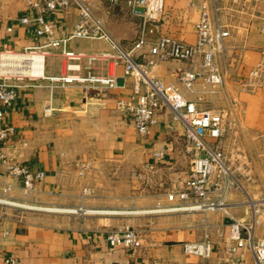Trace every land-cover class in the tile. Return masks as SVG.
I'll use <instances>...</instances> for the list:
<instances>
[{"label": "crops", "instance_id": "1", "mask_svg": "<svg viewBox=\"0 0 264 264\" xmlns=\"http://www.w3.org/2000/svg\"><path fill=\"white\" fill-rule=\"evenodd\" d=\"M90 1L94 13L105 21L114 38L127 47L136 42L140 18L132 16L121 5ZM201 1L164 0L159 25L156 28L151 24L147 26L152 41L156 43L160 38L169 37L183 44H194ZM258 10V15L264 17V6ZM225 13L231 35L225 53L217 60L221 82L213 89L202 84L200 76L192 93L183 88L181 92L188 100L200 97L201 107L220 110L224 116L229 114L232 117L229 124H264V114L256 117L250 114L264 109V82L248 78L249 71L264 57V33L259 30L261 21L251 20L248 12L237 14L227 8ZM27 14L25 0H0V51L10 48L23 53L28 47L41 46L40 50L46 52L42 74L12 80L19 84L17 97L0 123V127L14 128L0 141L11 160L34 172L45 173L36 184L31 201L71 204L82 190L86 168L96 161L123 162L127 173L138 170L139 176L146 179L148 173L160 171L170 178L176 177L174 180L183 174L185 171L178 164L181 149L177 141L185 134L169 108L164 107L157 113V122L149 135L140 136L133 114L116 108L114 99V95L129 98L132 79L124 76L122 63L114 64L111 59L96 62L93 69L104 74L114 73L118 80L122 79L113 91L86 90L85 85L76 81L52 80L53 76L67 73L63 48L45 47V37L33 36L19 22ZM49 19L55 23L57 38H69L78 22L79 10L75 6L60 8ZM67 49L84 54L79 60L82 70L76 72L82 75L91 67L89 55L115 52L108 40L87 37L69 38ZM149 51L150 45H147L142 52ZM200 61L197 58L192 65L186 59H168L160 61L152 73L171 83L181 71L193 68L202 72ZM20 64H13L14 68H20ZM0 181V193L8 182L12 184L8 195L25 199L20 180L7 176L4 168L0 169ZM131 187L127 181V188ZM145 190L147 187L141 185L138 196L132 191L118 194L124 200L127 198V208L108 213L99 211L97 216H92L91 224L87 216L36 214L13 209L0 211V264H4V257L10 254L17 256L21 264H226L229 258L251 262L247 249H239L236 253L228 250L229 219L226 216L216 214L202 223V214L174 209L177 202H169L163 193L145 195ZM240 193L233 191L229 195L233 200L228 201V209L234 218L249 221L252 218L250 204ZM160 206L165 208L151 209ZM257 219L255 240L264 233V215L258 214ZM115 225L120 229L125 226L140 229L142 246L137 249L111 246L107 233L109 226ZM206 235L210 240L209 256L184 251L185 244L202 242Z\"/></svg>", "mask_w": 264, "mask_h": 264}, {"label": "built area", "instance_id": "2", "mask_svg": "<svg viewBox=\"0 0 264 264\" xmlns=\"http://www.w3.org/2000/svg\"><path fill=\"white\" fill-rule=\"evenodd\" d=\"M103 2L109 6L121 5L128 9L132 16L141 19L138 39L130 47L113 37L105 21L94 13L90 0H25L28 14L21 17L19 22L33 36L45 37L47 39L45 47L63 48L62 55L67 59V73L53 76L52 80L76 81L85 85L86 90L97 88L113 91L119 87L118 76L114 73L104 74L95 71L93 65L98 61L109 59L114 64L122 63L124 76L132 79V92L128 99L114 95L115 104L122 112L133 114L135 127L140 136L149 135L157 122V113L164 107L169 108L173 118L181 123L189 142L188 150L192 153V166L186 186L177 194L178 199L186 203L185 206L174 209L222 210L229 219L228 250L236 253L239 249H247L251 254V262L240 258H229L226 264H264V233L259 239H254V231L259 223L257 219L259 204L253 202L250 205L252 218L249 221L236 219L228 211L227 195L236 183L225 161L224 150L215 144L224 131V115L220 110L201 107L200 97L197 100H188L181 92L183 88L184 91L192 93L194 84L200 76L202 84L212 88L221 82L222 74L217 60L225 53L226 42L231 35V25L227 21L225 9L229 8L237 14L250 13L251 20L261 21L259 30L264 33V17L258 15V9L264 6V0H202L199 6L200 18L195 26L196 42L189 45L169 37L160 38L156 43L150 38L147 26L151 24L156 28L159 25L163 16L164 0H103ZM72 6L78 8L79 19L69 38L105 39L115 50L113 54L101 52L89 55L91 67L85 75L76 73L82 70L79 60L84 54L67 49L69 38H57L55 23L49 19L57 9H67ZM9 30H12V27ZM147 45H150L149 53L142 52ZM40 48L41 46L28 47L23 53L15 52L10 48L0 51V123L17 97L19 84L12 80L21 79L23 76L40 75L31 62L33 59L24 60L18 69L14 68L11 59L24 53L41 55L44 68L46 52L41 51ZM197 58L201 60L202 72L193 68L181 71L171 83L164 82L152 73V69L160 61L186 59L193 65ZM248 78L251 81L264 82V57L249 71ZM13 130L14 128L9 126L0 127V141ZM1 168H4L10 178L20 180L25 196L34 191L36 184L45 177L44 172H34L27 166L11 160L0 146ZM11 190V183L7 182L3 185L0 204L22 205L20 201L8 195ZM210 193H215L216 198L211 197ZM107 240L113 247L122 246L126 249H137L143 244L141 230L133 226L109 231ZM183 249L185 252L207 257L210 250L209 237L206 235L202 242L185 244ZM3 263L21 264L19 258L12 254L6 255Z\"/></svg>", "mask_w": 264, "mask_h": 264}, {"label": "rangeland", "instance_id": "3", "mask_svg": "<svg viewBox=\"0 0 264 264\" xmlns=\"http://www.w3.org/2000/svg\"><path fill=\"white\" fill-rule=\"evenodd\" d=\"M250 114L252 115L251 117H256L255 115L258 116V114L262 115L264 114V109L256 110V113H254V111L250 112ZM228 115L224 116V134L222 133V136L215 143L224 150L226 156L225 161L236 183L235 187L231 189L227 195V203L229 200H233L231 197L229 199V195L233 191L241 192L240 194L242 197L245 198L250 205L253 202L259 204V214L263 216L264 124L261 123L256 126L229 124L228 121H231L232 117ZM179 124L181 125L180 122ZM177 145L179 149H181L179 151L180 159L178 164L185 172L177 176L176 180H174L176 177L170 178L169 174L163 171L148 173L146 179L145 176L143 178L139 176L140 172H138V170H134L133 173H127V170L124 169L123 162L96 161L86 168L87 171L83 176L84 183L82 190L77 193L78 196H76L78 198H76V200L73 199L71 204L64 205L57 202L36 203L35 201H31V196L35 193V191H33L28 194L30 197L26 196L24 200L14 198L20 201L22 205L14 206L10 204H0V211L13 209L17 212L24 211L36 214L73 215L82 216V218L87 216L88 222L91 224L92 216H97L99 211L100 213H108L110 210L127 208V198L124 200L123 197L120 196L125 193L127 194V191H132L133 195L138 196L141 185L147 187V190L144 191L146 193L145 195L163 193L164 197H166V200L169 202H177L172 208L185 206V203L178 199L177 194L184 190L186 186V180L192 166V153L188 150L189 142L184 135L182 138L178 139ZM127 181L131 183L132 187L130 189L127 188ZM85 186L88 187L84 190L83 187ZM210 196L216 198L217 195L215 193H210ZM163 208L165 207L160 206L151 209L158 210ZM75 209L78 211H75ZM190 211L202 214V223L203 221L207 223L205 220L216 214L225 216L222 210L194 209ZM221 216L219 215V218H221ZM212 221L217 220L212 219ZM116 222L118 223V220ZM109 228L110 231L120 229L118 225L109 226Z\"/></svg>", "mask_w": 264, "mask_h": 264}, {"label": "bare ground", "instance_id": "4", "mask_svg": "<svg viewBox=\"0 0 264 264\" xmlns=\"http://www.w3.org/2000/svg\"><path fill=\"white\" fill-rule=\"evenodd\" d=\"M33 55H35V56H33ZM27 59H30V60L33 59L31 62L35 65V68H36L35 71L38 72V74H42V71H43V59H42L41 55L24 53V54H21V55H18L16 57L12 58L11 60H12V64L18 65V64H20L21 62H23L24 60H27ZM19 71H21V70H19Z\"/></svg>", "mask_w": 264, "mask_h": 264}, {"label": "water", "instance_id": "5", "mask_svg": "<svg viewBox=\"0 0 264 264\" xmlns=\"http://www.w3.org/2000/svg\"><path fill=\"white\" fill-rule=\"evenodd\" d=\"M122 81V79H119V82H121Z\"/></svg>", "mask_w": 264, "mask_h": 264}]
</instances>
